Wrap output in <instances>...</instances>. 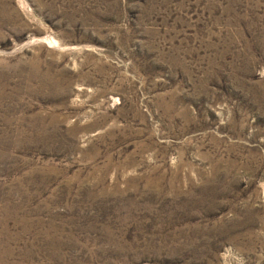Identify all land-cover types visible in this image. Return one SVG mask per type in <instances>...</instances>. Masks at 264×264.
I'll list each match as a JSON object with an SVG mask.
<instances>
[{"label":"rangeland","instance_id":"1","mask_svg":"<svg viewBox=\"0 0 264 264\" xmlns=\"http://www.w3.org/2000/svg\"><path fill=\"white\" fill-rule=\"evenodd\" d=\"M0 264H264V0H0Z\"/></svg>","mask_w":264,"mask_h":264}]
</instances>
